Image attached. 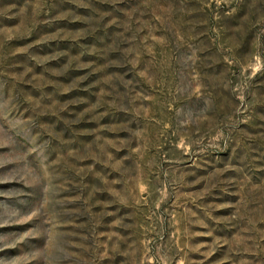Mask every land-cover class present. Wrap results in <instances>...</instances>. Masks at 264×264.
<instances>
[{"label": "rangeland", "instance_id": "rangeland-1", "mask_svg": "<svg viewBox=\"0 0 264 264\" xmlns=\"http://www.w3.org/2000/svg\"><path fill=\"white\" fill-rule=\"evenodd\" d=\"M0 264H264V0H0Z\"/></svg>", "mask_w": 264, "mask_h": 264}]
</instances>
